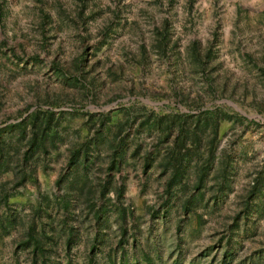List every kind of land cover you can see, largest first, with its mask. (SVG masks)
I'll list each match as a JSON object with an SVG mask.
<instances>
[{"label": "rangeland", "instance_id": "obj_1", "mask_svg": "<svg viewBox=\"0 0 264 264\" xmlns=\"http://www.w3.org/2000/svg\"><path fill=\"white\" fill-rule=\"evenodd\" d=\"M0 264H264V0H0Z\"/></svg>", "mask_w": 264, "mask_h": 264}, {"label": "trees", "instance_id": "obj_2", "mask_svg": "<svg viewBox=\"0 0 264 264\" xmlns=\"http://www.w3.org/2000/svg\"><path fill=\"white\" fill-rule=\"evenodd\" d=\"M195 50H196V47H193ZM196 52V51H195ZM206 114H208L209 116H211V115H214V114H217V112L216 111H211V110H209V111H204ZM214 113V114H213Z\"/></svg>", "mask_w": 264, "mask_h": 264}]
</instances>
